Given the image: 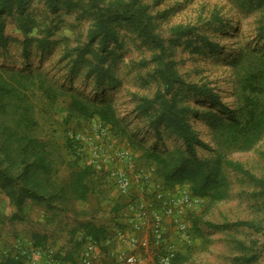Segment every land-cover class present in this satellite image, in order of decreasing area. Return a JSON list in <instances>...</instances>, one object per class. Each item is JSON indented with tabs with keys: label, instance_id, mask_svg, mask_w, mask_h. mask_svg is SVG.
<instances>
[{
	"label": "rangeland",
	"instance_id": "obj_1",
	"mask_svg": "<svg viewBox=\"0 0 264 264\" xmlns=\"http://www.w3.org/2000/svg\"><path fill=\"white\" fill-rule=\"evenodd\" d=\"M107 6L140 21L116 18L111 36H93ZM263 26L264 0H6L0 169L12 179H0V264H264V125L253 132ZM168 63L171 85L159 73ZM192 84L235 110L236 139ZM172 108L190 112L206 144L195 151L217 178L207 193L167 183L146 156L184 148Z\"/></svg>",
	"mask_w": 264,
	"mask_h": 264
},
{
	"label": "trees",
	"instance_id": "obj_2",
	"mask_svg": "<svg viewBox=\"0 0 264 264\" xmlns=\"http://www.w3.org/2000/svg\"><path fill=\"white\" fill-rule=\"evenodd\" d=\"M6 0H0V6H4ZM20 1V0H19ZM116 18L120 19H136L137 21H140L139 17H137V14L132 13L131 10L127 11H121L116 8H112L111 6H107V8H98L96 12V21H95V28L93 31V36L95 35H102V38L106 36L112 35V29H111V23L115 21ZM141 29L144 30L146 33L147 29L143 27V24H140ZM221 27V26H220ZM264 29V26H263ZM159 73L161 77L165 80L167 85H171L172 81H179L176 77L177 74L173 70L170 63L166 65V68L160 69ZM261 76L264 78V69L258 70L257 77ZM177 79V80H176ZM264 81V79H263ZM177 83V82H176ZM191 87L194 91H197L201 95L203 94L204 97H206L209 101V103L217 107V110L220 114H224V117H221L217 115L216 119L214 120V123H216V126H219L223 119H227V136L228 140L230 138L236 139V125L238 124L239 120L235 116V110H232L225 102L220 101L218 98V95L216 92L211 90L210 88L203 87V86H197L196 84H192ZM189 113L187 109H184L182 113L179 111H176L175 109H171L170 116L168 117L167 124L169 132L173 135H176L177 138L181 139L184 145L183 149L178 150L177 155L170 156L166 159V157H160L157 154H154L152 152H146V156L148 158L153 157L155 161L158 163H163L165 165V168L162 171L163 179L169 183H179L186 179H191L193 181V191L196 194H204L207 193L211 188H213V183L217 181V178L212 177L211 175V168H208L205 166L203 160L197 159V154L195 151V144L199 143L200 145L206 146L205 142L203 140H198L197 137V130H195V127L192 125L190 126L188 120H189ZM193 115V118L195 116L194 111L191 112ZM256 128L253 130L255 133L260 127L264 125V115L256 113ZM160 120L153 121L154 127L158 131L157 123ZM252 131L251 134H254ZM157 139L161 140L163 139V136L160 135V133H157ZM172 157V158H171ZM207 167V168H206ZM5 170L0 169V179L6 182H9L12 177L7 174ZM23 192L24 195L34 196V192L30 189H24ZM88 234H91L95 238H99L104 231V228L102 226H92L88 225L86 226V229ZM7 264H19L14 259H8Z\"/></svg>",
	"mask_w": 264,
	"mask_h": 264
},
{
	"label": "built area",
	"instance_id": "obj_3",
	"mask_svg": "<svg viewBox=\"0 0 264 264\" xmlns=\"http://www.w3.org/2000/svg\"><path fill=\"white\" fill-rule=\"evenodd\" d=\"M127 264H139V259L136 256L129 255L126 257Z\"/></svg>",
	"mask_w": 264,
	"mask_h": 264
},
{
	"label": "crops",
	"instance_id": "obj_4",
	"mask_svg": "<svg viewBox=\"0 0 264 264\" xmlns=\"http://www.w3.org/2000/svg\"><path fill=\"white\" fill-rule=\"evenodd\" d=\"M119 242H120L121 245H122V244H123V245L126 244V240H123V239H120Z\"/></svg>",
	"mask_w": 264,
	"mask_h": 264
},
{
	"label": "bare ground",
	"instance_id": "obj_5",
	"mask_svg": "<svg viewBox=\"0 0 264 264\" xmlns=\"http://www.w3.org/2000/svg\"><path fill=\"white\" fill-rule=\"evenodd\" d=\"M190 118H191V122H192V114H190ZM192 125H193V123L190 124V126H192Z\"/></svg>",
	"mask_w": 264,
	"mask_h": 264
}]
</instances>
